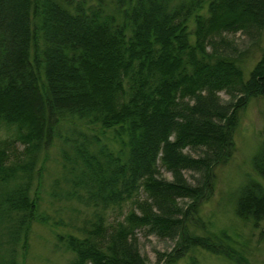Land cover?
I'll list each match as a JSON object with an SVG mask.
<instances>
[{"label": "trees", "instance_id": "trees-1", "mask_svg": "<svg viewBox=\"0 0 264 264\" xmlns=\"http://www.w3.org/2000/svg\"><path fill=\"white\" fill-rule=\"evenodd\" d=\"M239 32L261 53L248 75L249 49H220ZM263 33L264 0H0V264H16L22 238L29 254L35 222L69 229L57 238L70 264H148L143 229L179 236L172 264L198 249L249 264L201 208L234 158L242 113L264 98ZM69 124L109 142L111 133L121 149L78 132L85 142L62 152L66 188L50 196L73 205L64 222L42 214L30 190ZM261 134L251 165L264 181ZM184 171L201 179L191 185ZM231 197L264 244V185L248 176Z\"/></svg>", "mask_w": 264, "mask_h": 264}, {"label": "rangeland", "instance_id": "rangeland-1", "mask_svg": "<svg viewBox=\"0 0 264 264\" xmlns=\"http://www.w3.org/2000/svg\"><path fill=\"white\" fill-rule=\"evenodd\" d=\"M225 39V38H224ZM227 42L220 47L221 50L227 53H239L244 50H250L248 58L245 59L243 67L246 75L254 68L256 63L261 58V53L258 49L252 48V42L249 37L242 32L236 34L226 35ZM261 46H264V33ZM224 102L229 101L226 93L220 94ZM67 125L68 129L62 131L63 138H68L67 142H59V144L48 151L50 154V161L48 162V169L42 179V184L39 185L35 181L31 186V197L35 198L36 194L40 201V212L49 216L53 220H63L68 222L71 214L70 208L73 206L71 203H64L55 201L50 194L57 186V190L66 188L65 183L62 181L64 172L62 169V152L73 145V142H85L78 135V128L74 130ZM73 127V126H72ZM80 132L85 136L87 141L92 140L93 135H96L103 143L110 146L111 149L118 151L121 146L112 141V134L108 133L110 142L103 137L99 132L83 127ZM71 129V130H70ZM73 129V130H72ZM69 130V131H68ZM264 130V98L252 100L247 109L242 113L240 118V125L235 135L236 153L232 161L225 167H220L217 170L218 182L216 193L214 197L207 203H204L201 208V215L203 220L210 223L211 231H227L237 241V249L242 252L249 264H264V244L258 241V232L253 234L251 227L245 224L235 215L234 204L235 197L232 198L231 194L234 193L248 178L253 176L257 178L263 185L264 181L257 177L253 171L251 162L256 151L259 149L262 142V131ZM71 135V139L68 136ZM67 140V139H66ZM17 145L20 146L19 143ZM187 153L197 157L198 152L188 150ZM161 178L167 181H173L171 172L166 171L164 168L160 169ZM184 177L191 185H196L200 178V173L195 171H184ZM39 193V194H38ZM40 196V197H39ZM145 197V194H143ZM37 198V199H38ZM36 199V198H35ZM183 205H187L190 201H180ZM76 207V206H74ZM70 210V211H69ZM129 210L124 211L127 214ZM124 214V215H125ZM69 229L66 227H53L50 225H43L34 223L29 232V254L24 256L23 238L18 245L15 252L16 264H70L74 258L71 252L66 251L65 245L60 243L57 235L68 234ZM178 241L179 236L175 237H161L157 233H151L148 229H143L137 233V245L141 256L148 264H172L169 261L172 253L178 254ZM176 256H179L176 255ZM25 259V260H24ZM173 264H236L224 257L213 255L207 251L198 249L188 255L180 257L177 262Z\"/></svg>", "mask_w": 264, "mask_h": 264}]
</instances>
